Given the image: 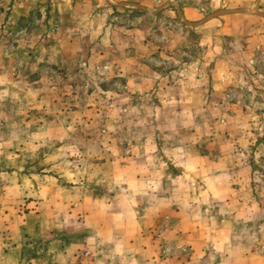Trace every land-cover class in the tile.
<instances>
[{"label":"rangeland","instance_id":"rangeland-1","mask_svg":"<svg viewBox=\"0 0 264 264\" xmlns=\"http://www.w3.org/2000/svg\"><path fill=\"white\" fill-rule=\"evenodd\" d=\"M0 264H264V0H0Z\"/></svg>","mask_w":264,"mask_h":264}]
</instances>
